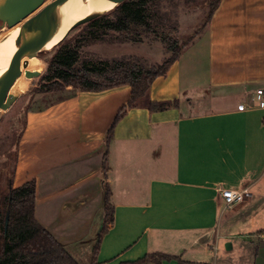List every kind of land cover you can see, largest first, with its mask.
<instances>
[{"label":"crops","instance_id":"obj_1","mask_svg":"<svg viewBox=\"0 0 264 264\" xmlns=\"http://www.w3.org/2000/svg\"><path fill=\"white\" fill-rule=\"evenodd\" d=\"M152 84L144 97L128 83L32 100L14 187L36 182L38 221L68 244L103 217L107 181L114 220L99 264L150 252L178 258L148 264H264V109L253 99L264 87V0H222ZM167 100L178 103L152 109ZM237 185L253 196L229 209L223 191Z\"/></svg>","mask_w":264,"mask_h":264},{"label":"trees","instance_id":"obj_2","mask_svg":"<svg viewBox=\"0 0 264 264\" xmlns=\"http://www.w3.org/2000/svg\"><path fill=\"white\" fill-rule=\"evenodd\" d=\"M161 1L124 0L107 13L89 21L90 28L86 33L87 37L83 39V44L89 45L96 40L104 41L108 36L116 34L119 37L131 36L138 41H142L144 36L155 35L158 37L161 35V38L168 42L167 48L172 51L168 58L151 67L125 66V71L112 63L99 66L98 62H93L87 66L80 61L81 51L79 50L82 46L77 38L73 39L68 34L51 49V51L57 50L58 52L54 58L55 63H59L64 68L54 64L48 65V73L44 76L45 82L41 85V90L44 93H51L47 96L48 99L58 100V98H64L80 90L105 91L128 83L134 84L137 95L147 96L153 85L152 82L161 75H167L171 65L180 57L183 48L192 43V38L182 42L172 38L173 35L171 32L169 33L166 22L156 13ZM221 1L209 0L210 6L201 32L210 23L213 12ZM185 4L189 6L188 3ZM111 14L113 17L109 16ZM63 42L69 44L60 45L64 44ZM75 67L80 69V72L85 69L84 73L71 71ZM68 87H72V89L68 90ZM133 99L134 96L131 97L130 104H133ZM177 103V100L153 101L151 107L154 110H162L177 105ZM125 111V108L122 109L116 116L108 136L111 137L114 127ZM16 139L17 147L10 154L9 160L0 166V264H82L73 256L64 242L59 241L46 226L38 221L35 207L36 182L31 180L21 186L14 187L19 135ZM12 158H14L13 165ZM104 171L107 174V168H104ZM103 188L106 219L104 227L99 232L98 241L93 247L94 260L92 264H99L97 253L102 242L101 239L114 220L113 190L107 181L104 182ZM174 258L178 257L168 253L150 252L136 260L122 261L120 264L162 263L166 259Z\"/></svg>","mask_w":264,"mask_h":264},{"label":"rangeland","instance_id":"obj_3","mask_svg":"<svg viewBox=\"0 0 264 264\" xmlns=\"http://www.w3.org/2000/svg\"><path fill=\"white\" fill-rule=\"evenodd\" d=\"M51 1L52 0H47L46 3ZM185 3H188L189 6H186ZM209 6V0H162L156 10V13L166 22L169 33L171 32L173 35L172 38H175L178 42L192 38L193 43L194 40L198 38L202 25L206 21ZM114 7H111L109 10ZM108 11L102 14H105ZM101 15H98L95 18ZM109 16L113 17L112 14ZM8 28L9 26L7 24L4 25L2 21H0V34L5 32ZM89 28V21H84L77 25L71 33H69L70 37H73V39L77 38L79 44L82 46L79 50L81 51L80 61L87 66H90L93 62H98L99 66L112 63L125 71V66L131 67L135 65L140 68H143V66L151 67L164 61L172 53V51L167 48L168 42L164 41L161 38V35L158 37L155 35L144 36L142 41H138L131 36L125 35V37H119L118 34H116L114 36H108V38L104 41L96 40L89 45H85L83 44V39L87 37L86 33ZM19 29L20 26L15 27L9 35L5 36V38H8L9 36H14L16 38ZM63 43L64 44L61 43L60 45H67L68 42ZM189 48L190 47H188V49ZM57 53V50L51 51V49H43L40 50L38 55H36L41 60L38 71L42 72L40 76L34 77L28 82L29 87L37 89V92L32 99L35 100L37 98V101L35 102L36 105H41L43 101H48L47 103L52 101L47 97L51 94H45L41 90V85L45 82L44 76L48 73L47 68L49 64L62 67L59 63L57 64L54 61ZM1 56L2 55L0 54V57ZM2 57L4 58V56ZM2 59L0 61H2ZM84 71L80 73H84ZM19 133L20 131L16 130L13 126V122H11L8 105L4 106L0 110V166L9 160L11 157L10 154L17 147L16 138ZM11 160L13 165L14 158ZM105 219L106 213L104 212L101 219L97 216L96 219L88 222L87 226L89 227V231L86 235L79 237V239H74L66 244L73 256L76 257L82 264L93 263V247L98 241L99 232L105 225ZM107 231L105 233H107ZM91 242L92 247L88 244H91Z\"/></svg>","mask_w":264,"mask_h":264},{"label":"water","instance_id":"obj_4","mask_svg":"<svg viewBox=\"0 0 264 264\" xmlns=\"http://www.w3.org/2000/svg\"><path fill=\"white\" fill-rule=\"evenodd\" d=\"M46 2L47 0H0V21L4 25L7 24L9 27H13L23 22L26 27L34 26L32 37L23 42L15 54L0 66V73L5 70L13 72L10 82L6 85V94H0V110L8 105L11 122L18 131L24 129L27 108L37 92V89L28 86V82L30 79L40 76L42 72L31 70L30 63L38 55L40 48L47 39L57 32L58 23L71 8L73 0ZM111 7L114 6H108V8L92 14L81 23L91 21V19L108 11ZM39 18L41 19L38 22ZM72 71L74 73L80 72V69L75 67Z\"/></svg>","mask_w":264,"mask_h":264},{"label":"bare ground","instance_id":"obj_5","mask_svg":"<svg viewBox=\"0 0 264 264\" xmlns=\"http://www.w3.org/2000/svg\"><path fill=\"white\" fill-rule=\"evenodd\" d=\"M124 0H73L72 6L63 19L60 21L59 28L57 32L51 35L47 41L43 44L40 50L43 49H53L60 41L66 38L71 30H73L77 25L81 23L84 19L88 18L92 14L100 12L101 10L108 8V6H116ZM41 18L38 19V22ZM20 26L17 37H6L15 27ZM34 26H24L19 23L13 27H9L5 32L0 34V66L6 63L20 48L23 42L28 41L32 37V31ZM40 52V51H39ZM40 58L35 56L31 63L30 69L33 71H38L40 65ZM13 76V72L10 70H5L0 73V94H6V85L10 82Z\"/></svg>","mask_w":264,"mask_h":264},{"label":"built area","instance_id":"obj_6","mask_svg":"<svg viewBox=\"0 0 264 264\" xmlns=\"http://www.w3.org/2000/svg\"><path fill=\"white\" fill-rule=\"evenodd\" d=\"M253 99L258 108L264 109V87H260L255 91ZM251 107V105L245 103L239 105L240 110H247ZM252 196L253 191L251 187L247 185L232 186L223 191V199L226 203V207L229 209H232L235 205L246 203Z\"/></svg>","mask_w":264,"mask_h":264}]
</instances>
